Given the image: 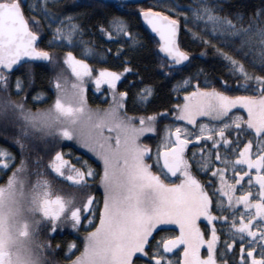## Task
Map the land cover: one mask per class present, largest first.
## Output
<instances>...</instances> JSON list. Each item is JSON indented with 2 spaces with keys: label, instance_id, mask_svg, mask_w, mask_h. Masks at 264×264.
Returning a JSON list of instances; mask_svg holds the SVG:
<instances>
[{
  "label": "snow or ice",
  "instance_id": "1",
  "mask_svg": "<svg viewBox=\"0 0 264 264\" xmlns=\"http://www.w3.org/2000/svg\"><path fill=\"white\" fill-rule=\"evenodd\" d=\"M80 7L0 0V136L11 141L0 146V264H60L49 256L63 241L50 238L65 227L64 264H264V0L247 12L156 0L138 10L154 34L144 39L125 16L86 23ZM181 19L205 46L199 64ZM149 44L176 102L144 115L153 83L137 77L131 108L117 89ZM91 91L107 104L91 107ZM29 93L50 102L33 110Z\"/></svg>",
  "mask_w": 264,
  "mask_h": 264
},
{
  "label": "trees",
  "instance_id": "2",
  "mask_svg": "<svg viewBox=\"0 0 264 264\" xmlns=\"http://www.w3.org/2000/svg\"><path fill=\"white\" fill-rule=\"evenodd\" d=\"M134 0H115V2H108L105 0H75V3L79 4L80 8H72V11H85L88 15L86 17V23H94L97 20L104 19L107 20L108 17L116 15V16H125L126 19H128L132 24L136 25V30L140 33V39H144L145 33L150 36L141 26V23L137 24V18H138V10L140 7H147L152 6L156 4V0H150L145 3H134ZM67 2L71 3L72 0H62V3ZM174 3H179L180 5H188L190 3H193V0H172ZM262 2V0H229V4L232 6H238L243 5L244 11L247 12L251 6L253 5H259ZM180 11H183V8L180 9ZM133 13H136L137 15H132ZM180 40L181 44L185 49L196 59L193 60L194 64H199L200 60V53L201 49L205 46L201 43H193L192 38L185 35L183 29H184V22L183 19L180 21ZM194 31L197 29H193ZM47 36L44 37V40H47ZM102 41L96 40V47L99 48L101 46ZM107 47V45H105ZM151 47V45H147V47L144 50L138 51L136 53H130L131 63L129 64L130 72L125 73V75L122 77V79L118 82L119 90H125L128 93V104L131 108L132 106V97L137 91V89L141 86L137 82L138 76L144 77L145 83H153L156 89V93L154 97L152 98V102L148 104L146 109H143V114L148 115L152 111H160L161 106H167L172 103H175L176 101L174 99L168 100V92L170 88V84L166 83L163 79H161L159 76H157L153 71V65L151 63L152 57L148 53V48ZM112 52L115 53V45L111 46ZM63 51V50H60ZM212 56V50L211 46L206 49L204 59L206 61L205 67L209 68L213 73H217L220 71V66L218 64H215L211 61L210 57ZM100 59H104L101 57ZM121 60L124 59L122 56L120 58ZM91 66L95 68L100 67H109L112 70H119L114 67L115 63H118V61H112L109 59L107 63H96L93 60L88 61ZM122 68L123 65H120ZM46 67H44L42 64L40 67L37 68V75L36 80L37 83H41V73L46 72ZM15 78V74H13V79ZM44 84H46V80L43 81ZM104 95L103 92L99 93V95H96L94 93H90L88 97V103L91 107H103L107 104V100L104 101L103 104L100 103L99 97H102ZM32 94L29 93L28 100L25 101V106L30 107L31 109L35 110L36 108H43L48 105L50 102L49 100H45L43 103H30ZM95 96L97 99H93L92 97ZM15 98V97H14ZM130 114H136L133 112H130ZM164 121H161V124H163ZM146 137H149L148 139H145V143H149L150 146L154 147V141L152 139L153 134H146ZM0 146L3 147H10L11 141L5 139L3 136H0ZM76 151H79L81 154H84V152L76 149ZM191 149H189V152ZM83 231V229H81ZM58 235H56L55 238H50V242L55 248L58 241H63L59 249H57L52 255L49 256V259L59 261L60 264H64V261L66 258L70 259V256H67V253L64 251V247L68 240L75 239V236L72 234V230L65 227L63 229L57 230ZM76 235H79L77 233ZM82 244V241H81ZM75 252H72V255H75Z\"/></svg>",
  "mask_w": 264,
  "mask_h": 264
},
{
  "label": "water",
  "instance_id": "3",
  "mask_svg": "<svg viewBox=\"0 0 264 264\" xmlns=\"http://www.w3.org/2000/svg\"><path fill=\"white\" fill-rule=\"evenodd\" d=\"M105 1H108V2H115V0H105ZM148 1H150V0H134L133 2L134 3H145V2H148ZM140 23H141V26H142V28L150 35V36H152V35H154V34H152L151 33V31H150V29H148L147 28V26L143 23V21L142 20H140ZM37 64H41V62H36Z\"/></svg>",
  "mask_w": 264,
  "mask_h": 264
},
{
  "label": "rangeland",
  "instance_id": "4",
  "mask_svg": "<svg viewBox=\"0 0 264 264\" xmlns=\"http://www.w3.org/2000/svg\"><path fill=\"white\" fill-rule=\"evenodd\" d=\"M70 74V73H69ZM122 79V78H121ZM119 82V81H118ZM106 87V86H105ZM92 93H94V94H96V95H99V93H101V92H99V93H96L95 91H91ZM78 150H80V151H82L83 152V150L82 149H78Z\"/></svg>",
  "mask_w": 264,
  "mask_h": 264
}]
</instances>
